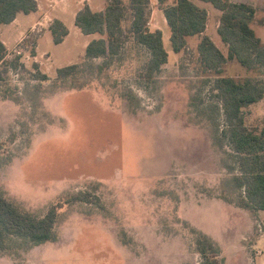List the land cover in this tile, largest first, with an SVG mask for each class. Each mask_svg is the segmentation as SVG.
<instances>
[{
    "label": "rangeland",
    "instance_id": "1",
    "mask_svg": "<svg viewBox=\"0 0 264 264\" xmlns=\"http://www.w3.org/2000/svg\"><path fill=\"white\" fill-rule=\"evenodd\" d=\"M193 1L210 11L205 34L226 53L220 10ZM251 1V25L264 40V0ZM40 16L21 12L0 23L7 59L21 56L8 70L0 62V192L38 216L56 205L55 237L38 243L9 235L0 264H204L197 232L215 244L219 264H264V210L241 205L217 72L204 66L201 37L174 51L158 0H151L149 20L169 52L151 80L150 52L130 31V8L124 46L108 67L104 58L85 57L88 41L101 35L82 32L75 15L65 18L61 43L48 25L31 27ZM35 62L47 80L35 78ZM73 63L81 71L59 79L57 69ZM223 74L264 78L237 61L226 62ZM244 110L250 127L264 125V98ZM77 193L83 200L71 199Z\"/></svg>",
    "mask_w": 264,
    "mask_h": 264
},
{
    "label": "trees",
    "instance_id": "2",
    "mask_svg": "<svg viewBox=\"0 0 264 264\" xmlns=\"http://www.w3.org/2000/svg\"><path fill=\"white\" fill-rule=\"evenodd\" d=\"M212 3L221 11L218 32L227 45L225 53L205 34L209 12L193 0H159L171 30V44L176 52L188 45V37L202 35L198 52L208 70L217 72L214 89L221 101L222 115L225 120L224 136L234 151L240 169L238 184L244 190L241 205L254 210H264V125L250 127L246 123L245 108L264 98V78L237 77L224 75V64L237 61L250 69L264 71V41L257 35L251 22L256 16V7L232 0H203ZM131 10L130 31L137 42L150 52L145 76L153 80L155 74L169 60L161 29L149 25L151 0H108L104 10L95 11L85 4L76 14L75 23L85 34L99 33L86 46L85 57L104 58L102 66L108 67L124 46L123 23L127 11ZM38 9L37 0H0V23L12 22L20 12L29 13ZM264 23V20H262ZM55 43L63 42L69 28L60 19L50 25ZM33 55L36 52L33 51ZM21 56L15 61L7 59V47L0 40V62L17 66ZM35 78L41 81L49 78L34 63ZM80 64H68L57 69V77L64 79L79 73ZM83 193L73 194L71 199H80ZM58 207L53 205L44 216L21 209L0 192V249L7 247L10 235L26 237L34 242H46L55 237V224ZM197 246L204 264H219V251L215 244L202 232H197Z\"/></svg>",
    "mask_w": 264,
    "mask_h": 264
},
{
    "label": "crops",
    "instance_id": "3",
    "mask_svg": "<svg viewBox=\"0 0 264 264\" xmlns=\"http://www.w3.org/2000/svg\"><path fill=\"white\" fill-rule=\"evenodd\" d=\"M56 1V2H55ZM172 1V0H171ZM203 1V0H202ZM232 1H235V2H240V3H246V4H249V5H253L254 7H256V13H257V6L255 3H253L251 0H232ZM38 2V11L41 13V16H40V19L36 20L31 27L33 26H36L38 24V22L40 21L41 25H48V30L51 32L50 30V25L52 23V21H54L55 19H60L62 20L65 24H66V21H65V18L67 17V15L69 14H73L75 15L76 17V14L77 12L85 5V4H88L93 10L95 11H100V10H104L105 7H106V4L108 2V0H104L102 3H100V7L99 9H96L94 6H93V2L94 0H37ZM210 3V2H209ZM197 4V3H196ZM52 6V8H51ZM205 8V7H204ZM158 9L159 11L161 12V15L164 17L163 19V23H167V19L165 17V14H164V11L163 9L161 8V5H160V2L158 0ZM208 10V9H207ZM53 11H56V14L52 13ZM73 12V13H72ZM209 12V18H210V11L208 10ZM21 13V12H20ZM18 13V15L20 14ZM220 14H221V11H220ZM220 14L219 15V21L217 23V28L220 24ZM18 15L17 17L12 21V22H15L18 20ZM256 17V16H255ZM55 18V19H53ZM51 21V23H50ZM11 23V22H10ZM7 24V23H6ZM168 24V23H167ZM208 24H209V20H208ZM208 24H207V28H208ZM264 24V23H263ZM67 25V24H66ZM149 25L152 29H160V27H155L152 25L151 21L149 20ZM47 27V26H46ZM68 27V26H67ZM207 28L205 30V33L207 31ZM32 29V28H31ZM256 31V30H255ZM257 33V32H256ZM26 34V32H24L18 43H20L22 40H23V37L24 35ZM52 34V33H51ZM258 35V34H257ZM199 37H201V35H198ZM100 37V36H99ZM190 37V36H189ZM188 37V38H189ZM95 38H98V37H95ZM212 38V37H211ZM65 39V38H64ZM93 39V38H92ZM91 39V40H92ZM89 40L88 43L91 41ZM263 40V39H262ZM64 41V40H63ZM264 41V40H263ZM87 43V44H88ZM87 46V45H86ZM262 100V99H261Z\"/></svg>",
    "mask_w": 264,
    "mask_h": 264
},
{
    "label": "built area",
    "instance_id": "4",
    "mask_svg": "<svg viewBox=\"0 0 264 264\" xmlns=\"http://www.w3.org/2000/svg\"><path fill=\"white\" fill-rule=\"evenodd\" d=\"M39 25H41L40 21L38 22Z\"/></svg>",
    "mask_w": 264,
    "mask_h": 264
}]
</instances>
